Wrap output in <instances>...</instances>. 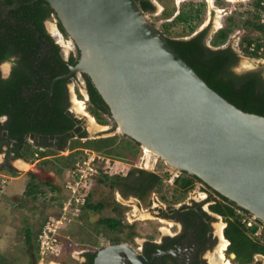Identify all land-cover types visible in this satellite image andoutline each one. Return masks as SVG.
I'll list each match as a JSON object with an SVG mask.
<instances>
[{"label": "water", "instance_id": "obj_1", "mask_svg": "<svg viewBox=\"0 0 264 264\" xmlns=\"http://www.w3.org/2000/svg\"><path fill=\"white\" fill-rule=\"evenodd\" d=\"M44 1L81 51L52 89L60 80L88 75L122 135L264 223V116L214 91L137 0ZM123 249L131 256L126 245L109 246L96 264L120 260Z\"/></svg>", "mask_w": 264, "mask_h": 264}, {"label": "rangeland", "instance_id": "obj_2", "mask_svg": "<svg viewBox=\"0 0 264 264\" xmlns=\"http://www.w3.org/2000/svg\"><path fill=\"white\" fill-rule=\"evenodd\" d=\"M156 9L154 12L146 13V16L154 24L157 30L165 37L173 39H189L199 32L206 30V44L214 49L231 47L239 57L238 64L233 68L237 75L256 71L261 72L264 78V59L254 58L245 53L242 49L241 42L244 37L259 36L257 32L245 26V22L251 19L255 13V0H149ZM204 3L206 6L201 13V17L196 21V29L192 32L190 26L182 23L171 24L175 17L181 11L192 10V6ZM171 15V16H168ZM234 21V23L232 22ZM57 18L53 16L46 22V27L52 37L61 46L64 56L70 52H75L74 41L69 37H63L56 30ZM195 25V24H194ZM231 28L227 42L219 47L212 45V40L222 29ZM8 65H2L5 72ZM81 82L77 79L70 84L72 108L76 111V116L81 119L86 133V138L81 139L82 143L89 139H112L109 147V154L89 149L101 154L106 158L105 166H118L120 170H130L140 164L144 156L142 166L149 171H153L163 178V184L152 193V203L149 207L138 205L136 197H123L119 192L112 193L109 184L99 183L98 179L93 182L91 191V203H106L115 196L116 204L113 207H105L104 210L95 212L88 210L86 207L81 210L78 217H66L64 224L58 229L59 255L44 257L43 262L38 254L39 235L45 224L61 215L60 203L64 195V183L70 179V173L73 160L77 161L82 158L85 149L73 150L76 138L69 139L65 149H57L55 144L46 150L47 157L27 159H13L7 154L9 147L5 144L0 145V264H78L83 260L81 254L86 249H92L107 245L118 238L130 239L126 228L131 223L138 224L139 227L144 223L154 222L162 228H170L166 220L159 221L161 208L165 209L169 203L177 204L191 203V199L198 197L200 192L196 186L186 195L178 196L173 200L175 194L173 182L178 172L169 168L166 163L151 151L138 146L130 138L120 133L117 125L108 116H102L104 123H100L95 118L93 110L89 107L87 94L83 85V78L78 75ZM80 89V90H79ZM82 109V110H81ZM95 123V132H92L91 125ZM30 144L35 141L28 139ZM29 144V145H30ZM3 146V151H2ZM35 160L37 162H35ZM122 162L121 164L119 162ZM20 164V165H19ZM25 165V166H22ZM13 169V171H12ZM114 170V169H113ZM35 175L34 184L37 190L33 194L25 193L30 183V174ZM113 178L117 174H112ZM6 180L4 184L3 181ZM176 196V195H175ZM117 198L120 200L117 201ZM158 198V199H157ZM122 202V203H121ZM114 218L122 221V230H111L102 223V220ZM160 223V224H159ZM221 224L215 223V227ZM261 227V226H260ZM260 241L264 243V228H260ZM32 233V243L26 242V231ZM217 231H219L217 229ZM259 236H254L259 240ZM141 237H143L141 235ZM222 238V236H221ZM221 245V242L219 246ZM260 263L264 264V259ZM233 264H239L232 261Z\"/></svg>", "mask_w": 264, "mask_h": 264}, {"label": "trees", "instance_id": "obj_3", "mask_svg": "<svg viewBox=\"0 0 264 264\" xmlns=\"http://www.w3.org/2000/svg\"><path fill=\"white\" fill-rule=\"evenodd\" d=\"M140 7L145 13L154 12L156 7L149 0H137ZM16 2L17 8H12ZM191 4L192 10L181 11L171 24L182 23L190 26L192 32L196 29V21L200 19L201 13L205 8V4ZM1 6L9 8L7 11L0 12V63L17 56L20 62L32 70H47L50 74L51 81L63 74L69 72L68 65L65 64L61 56V47L55 43V39L50 36L44 26L46 20L52 15L56 16V12L50 4L44 0H4L0 2ZM255 13L251 19L245 22L247 28L257 32L259 36H246L241 42L242 49L249 56L264 59V0H255ZM168 16H171L168 14ZM58 19V18H57ZM59 21V19H58ZM234 23V21H232ZM195 24V25H194ZM60 30L66 34L64 27L59 21ZM231 28L220 30L212 40L214 47L224 45L230 35ZM170 46L180 57L190 65L202 79L224 99L241 109L246 113H252L264 116V78L261 72L252 71L244 75H237L233 72V68L238 64L239 57L231 48L214 49L207 46V31L203 30L189 39H173L167 37ZM42 46H51L50 53L42 52ZM253 47V50L251 48ZM77 60H72L71 64L75 65ZM58 68V70H57ZM45 73V72H44ZM87 78L88 92L93 104V113L100 123H104L102 119L103 113L110 114L109 107L103 100L95 88L90 77ZM43 83L47 81L45 77ZM10 79L8 82L0 81V118L8 115L10 118L9 125L5 130L8 140L15 142L12 152L13 159L24 158L28 161L35 158L36 154L47 156L46 151L43 152L39 148H35L32 144L23 146L24 137H35L41 134L45 137L66 136L75 137L73 150L76 149H93L104 154H109V147L112 139H89L82 143L81 139L86 138L85 130L79 124L67 117L63 110L64 96L62 93L64 81H59L54 89L53 101L54 105L47 103V90L50 85L42 84L41 86L30 87V80ZM26 88L27 91H23ZM46 88L47 90H43ZM26 93V95H25ZM46 97V98H45ZM126 137V136H125ZM132 140V139H131ZM133 141V140H132ZM135 142V141H133ZM140 146V144L136 143ZM11 158V159H12ZM73 160L71 168L75 164ZM102 164L100 167L99 183L109 184L112 193L119 192L123 197H137L143 201L145 205L151 204V195L163 184V178L147 168L133 167L126 171L125 169L117 172V166ZM70 168V169H71ZM114 169V170H113ZM13 171V169H12ZM30 174V183L25 193L33 194L37 190L34 184L35 175ZM112 174H117L113 178ZM197 179V177H195ZM199 180V179H197ZM192 177L182 172L181 176L175 180L177 186L185 187L192 184ZM115 196L106 203H91V194L88 196L86 208L91 211L99 212L105 207H113L116 204ZM234 206L231 211V220L228 221L226 229V238L231 242L229 248L232 254L236 255V261L239 264H252L255 255L264 256V243L260 241L261 233L259 225L264 227V223L256 220V225L252 228L242 223L243 215L252 216L248 211L236 206L233 202L226 199ZM216 208L220 210V206ZM221 212V210H220ZM224 213V212H223ZM226 214V213H225ZM102 223L116 230L122 221L109 218L102 220ZM258 234V235H257ZM259 240L254 236H259ZM264 236V235H262ZM27 244L32 243V233L26 231Z\"/></svg>", "mask_w": 264, "mask_h": 264}, {"label": "flooded vegetation", "instance_id": "obj_4", "mask_svg": "<svg viewBox=\"0 0 264 264\" xmlns=\"http://www.w3.org/2000/svg\"><path fill=\"white\" fill-rule=\"evenodd\" d=\"M17 4L18 3L14 2L12 8H17ZM8 9L9 8H7L6 6H1L0 12L4 13ZM53 16L54 15H52L51 18ZM51 18L48 20H51ZM48 20L45 21L44 26L47 33L52 36L46 27V22ZM55 25L58 33H60L63 37H69L67 34H64L60 30L59 21ZM55 43L59 45L56 40ZM75 47L76 51L70 52L66 56L63 55L61 50V56L65 64L68 65L69 71L70 67L75 66L81 59V51L76 45ZM52 49L55 48L51 46H42V52L44 53H50ZM74 59L77 60V63L75 65H72L71 61ZM2 65H8V68L5 72L2 69ZM47 70L51 71V69ZM47 70L34 71L31 68L26 67L24 64H22L20 62L19 57L13 56L10 57V59H7L0 63V81L8 82L10 79H18L19 77V80H30V87H39L42 84H45L46 86L50 85V89L47 90L46 88H43V90H47L48 92V98L46 99L47 103H49L50 105H54V89L59 81L55 84L53 89L52 83L56 78L67 75L69 72L67 74H63L54 78L51 83L48 84L50 74L46 72ZM79 74L83 78L82 83L88 96L87 101L89 103V107L93 109L94 106L91 102L90 95L88 92L87 78L85 77L86 74ZM79 74H76L72 78L60 81L65 82L63 83L62 89V93L64 96L63 110L65 115L70 119L79 122V124L84 129L81 119L76 116V111L72 108L71 100L70 84L74 82L75 79L79 78ZM42 77H45V79L48 80L43 83L44 80ZM79 82L81 81L77 79V83ZM23 91H27V89L23 88ZM99 111L103 113L104 116H108L110 119L113 120L111 113L106 114L102 110ZM9 122L10 118L8 115L2 116L0 118V128L2 127L3 129H6L7 125H9ZM73 138L75 137L68 138L63 135L49 138L38 134L35 137H24L23 146L25 147L30 144L28 142V139H31L36 143V145H32L37 149L39 148L43 152H45L50 147H53V144H55L57 149H65L67 141ZM14 143L15 142L8 140L5 130H0V145L5 144L9 147L7 154L4 152L5 157H7L8 154L9 158L10 156L14 155V153L12 152V149L15 145ZM1 149L2 151L4 150L3 146ZM35 157H39V154H36ZM35 162L37 161L35 160ZM119 163L121 164L122 162L120 161ZM176 172L178 173L173 182V186L176 192L175 194L173 192V200H177L178 196L188 194L196 186L199 187L200 192L198 193L199 195L197 199H191V203L184 202L178 205L177 200L174 203H169L167 208H161V211L158 214L160 218L157 219L159 221H161V219L166 220V223L169 225L170 228H162L159 225H155L156 223L154 222L144 223L141 227H139L138 224L131 223L129 228H126L127 234L129 235V237H131L130 239L124 240L123 238H118V240H115L114 242H111L107 245H102L100 247H95L92 249H86L81 254L83 260L80 261V263L78 264H96L97 256L102 249L109 246L118 245H126L130 249L131 256L127 254V251L125 249H123L122 254L120 256V260H118L117 258L109 257L107 264H228L230 262L232 263V261H236V256L234 257L229 250L231 242L226 238V229L228 227V221L231 220L228 214H231V211L234 210V206L226 200L227 198L218 194L215 190H213L209 185H207L199 178H197L199 179L197 180L195 176H191L193 180L192 184L185 187L177 186L175 184V180L181 176L182 172ZM177 193L179 194L178 196ZM152 198L153 196L151 195V203ZM136 200H138V205L146 207H149L151 205H145L143 201L137 197ZM217 205L221 207V212L218 208H216ZM217 222H220L222 224L221 229H218L217 227L219 231H217L215 227V223ZM118 228V232L121 231L122 228H124L122 227V223L121 225H119ZM141 235L143 237H141ZM220 242L221 244L226 243L225 249H222V253L224 255L223 260L221 259V252H219V249H221L222 247V245L219 246ZM258 255L260 254L255 255V257ZM39 257L42 263L43 260L40 254ZM252 264L261 263L260 260L255 259Z\"/></svg>", "mask_w": 264, "mask_h": 264}, {"label": "built area", "instance_id": "obj_5", "mask_svg": "<svg viewBox=\"0 0 264 264\" xmlns=\"http://www.w3.org/2000/svg\"><path fill=\"white\" fill-rule=\"evenodd\" d=\"M264 23V18L262 19ZM253 50V47L251 48ZM144 156L141 158L140 164L137 165L139 168H145L142 166ZM106 158L101 154H97L94 151L85 149L81 159H78L73 168L69 169L70 179L64 183V195L60 203L61 215L56 219L48 221L41 234L39 235V254L42 257L52 255H59L61 250L59 248L60 234L57 233L61 225L64 224L66 217L76 218L80 212L88 203V196L91 194L93 189V182L100 176V167L104 164ZM6 183V180L3 181ZM243 215L242 223L247 227L252 228L256 225V219L254 216ZM264 228L259 225V228ZM261 230V229H260ZM258 235V234H257Z\"/></svg>", "mask_w": 264, "mask_h": 264}, {"label": "bare ground", "instance_id": "obj_6", "mask_svg": "<svg viewBox=\"0 0 264 264\" xmlns=\"http://www.w3.org/2000/svg\"><path fill=\"white\" fill-rule=\"evenodd\" d=\"M82 110V109H81ZM91 130H92V132H95V130H97L96 129V125H95V123H92V125H91ZM20 165V164H19ZM22 166H25V165H22ZM26 167V166H25ZM221 227H222V224H220L219 226H218V229H221ZM221 233V232H220ZM222 245V247H221V249H219L220 251L219 252H221V259L223 260L224 259V255H223V253H222V249L224 248L225 249V247H226V243L225 244H221ZM219 248V247H218ZM219 255H220V253H219ZM228 264H232L231 262L230 263H228Z\"/></svg>", "mask_w": 264, "mask_h": 264}, {"label": "crops", "instance_id": "obj_7", "mask_svg": "<svg viewBox=\"0 0 264 264\" xmlns=\"http://www.w3.org/2000/svg\"><path fill=\"white\" fill-rule=\"evenodd\" d=\"M117 201L119 202L120 200L117 198ZM261 261V260H260Z\"/></svg>", "mask_w": 264, "mask_h": 264}, {"label": "clouds", "instance_id": "obj_8", "mask_svg": "<svg viewBox=\"0 0 264 264\" xmlns=\"http://www.w3.org/2000/svg\"><path fill=\"white\" fill-rule=\"evenodd\" d=\"M38 250H39V245H38Z\"/></svg>", "mask_w": 264, "mask_h": 264}]
</instances>
